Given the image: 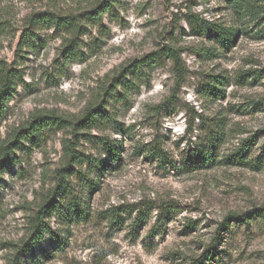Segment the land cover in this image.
<instances>
[{"label":"rangeland","instance_id":"obj_1","mask_svg":"<svg viewBox=\"0 0 264 264\" xmlns=\"http://www.w3.org/2000/svg\"><path fill=\"white\" fill-rule=\"evenodd\" d=\"M101 4L110 7L98 15ZM38 12L80 25H33ZM263 16L264 0H0V85L4 72L17 76L0 145L35 118L67 120L21 141L0 168V264L43 203L58 201L62 170L84 214L63 225L54 213L68 245L41 264H199L211 247L206 264H264ZM208 26L235 38L224 44ZM89 109L94 124L74 129ZM210 134L222 137L215 157L194 164ZM255 208L249 225L226 222ZM54 244L48 232L27 262Z\"/></svg>","mask_w":264,"mask_h":264},{"label":"trees","instance_id":"obj_2","mask_svg":"<svg viewBox=\"0 0 264 264\" xmlns=\"http://www.w3.org/2000/svg\"><path fill=\"white\" fill-rule=\"evenodd\" d=\"M109 7V5L101 4L98 8L100 10L97 12V14L101 15L105 13L109 9ZM249 9L253 10V7L249 5ZM262 19L264 22V16L262 17ZM79 21L80 19L78 16L58 15L56 13L49 12H38L36 14H33V16L31 17V24L33 25L39 23L43 26L55 28L71 29L80 25ZM29 31L32 33L33 30L31 29ZM205 33H212L217 39L221 40L224 44L233 41V39L235 38V32L225 26H208L205 29ZM27 37H32V35L29 33ZM160 53L164 56L172 58L175 61V64L179 65L180 56L175 49L171 47H165L160 51ZM153 57H155V55L149 56L148 59H153ZM16 85L17 76H12L10 71L4 72L0 85V124L6 113L8 102L10 98H12L13 93L16 92ZM97 115L98 113L96 111L89 109L80 120H78L76 123H72V125L74 129L78 127L77 130H80L81 128H90L91 125H93L96 121ZM64 122H67V120L59 118L57 116H41L39 119L35 118L31 120L30 125L25 129H22V131L18 133L16 138L11 141H3V143L0 145V168L4 166L9 159H11L14 151L21 144V141L33 138L36 133L43 127L63 126L62 124ZM221 139L222 137H220L219 134H210L207 148L193 155V163L203 165V163L212 160L216 155V151ZM69 144L70 142L66 141L64 147L69 148V152L71 153L72 158L74 157L76 162H83L82 155L77 154L75 148L69 146ZM250 144L251 140H247V144L243 147V150L240 153H243V151L245 152ZM149 153H151L153 157H164L157 153L155 149L150 150ZM108 154L109 162H117L121 158L120 150L112 145L108 148ZM58 175L59 182L53 192L54 196L59 197L58 201H55L53 200V198H50L48 201L43 203L40 208V211L32 219L33 221L31 222V225L33 231L31 236L17 250L15 256L11 260V264H41L45 259L53 255L54 251L63 250L66 245H68L67 238H62L59 234L52 231L50 221L54 213L57 216V220L60 222L59 224L63 225H66V223L75 222L81 217H83L84 209L82 201L77 199L75 193L72 190L71 185H69L67 173L62 170L61 172L59 171ZM260 211L261 209L255 208L243 214L232 213L228 216L226 222H228L229 219H232L249 225L250 220L253 219L256 215H258ZM48 232L51 234L54 240V246L43 254H35L33 252L27 262L26 257L28 253L35 246L40 245L45 241ZM214 256L215 250L213 249V247H211L209 249V252L204 255L203 260H198V262L199 264H206V261L213 259Z\"/></svg>","mask_w":264,"mask_h":264}]
</instances>
